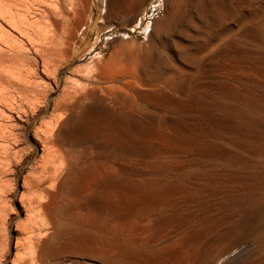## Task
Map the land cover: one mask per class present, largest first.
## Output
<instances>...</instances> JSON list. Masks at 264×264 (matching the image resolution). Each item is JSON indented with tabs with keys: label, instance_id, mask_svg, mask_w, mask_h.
<instances>
[{
	"label": "bare ground",
	"instance_id": "obj_1",
	"mask_svg": "<svg viewBox=\"0 0 264 264\" xmlns=\"http://www.w3.org/2000/svg\"><path fill=\"white\" fill-rule=\"evenodd\" d=\"M144 1L108 0L105 17L108 19L117 6L124 5L131 11L141 7ZM218 1L196 0L197 9L203 14ZM29 2L32 5L33 1ZM23 3V0H15V9H11L12 12L9 9L8 12L10 18L8 13L3 12L6 15H2L8 16L6 24L11 22L15 27L16 22L20 23L16 27H19L20 36V27L25 28L21 25L31 24L27 22L30 21L28 19L23 21L29 14L26 8L23 12L28 13L23 14L25 18L16 17L17 10L21 9ZM3 4L4 2L0 5L1 10L5 8ZM58 5L53 6V12L44 11L46 15L38 7V20L47 18L54 25L53 29L50 28L49 35L47 28L50 26H46L47 30H41V24L45 27L42 22L39 28L26 27L32 33V36L27 33L30 37L28 38L34 43H39V36L46 41L42 48L37 47L41 48L37 55L42 61L44 72L52 62L51 55L56 59L66 58L73 48L77 22L73 19L64 28L63 19L61 27L64 31L57 32L59 28L55 16L62 18L65 14L58 9L62 4L59 7ZM193 5L192 7L195 6ZM32 13L30 17L35 16ZM173 14L174 11H169L161 20H156L155 23L151 21V24L145 26L147 42H139L129 33L110 38L106 44L109 49L108 56L99 54L94 57L88 76L80 77V83L72 85L71 90L62 91L61 101L57 100L58 104H53L51 108L49 122L43 124V128L36 133L45 155L43 158L41 156L39 167L32 169V176L24 181L28 193L25 200L23 199L24 206H27L31 215L23 230L26 237L31 239V234L36 231L31 220L39 219L41 222L40 232L48 236L41 245L42 251L49 254L48 258L44 257L45 264H58L57 260H51L56 250L61 247H67L76 258L93 257L101 264H188L191 260V264H211L235 243L234 237L232 238L234 228L251 212L256 214V201L252 200L260 192L258 187L253 186L256 178L252 171L240 175L239 170L249 169L257 152L264 154V109L261 104V94L264 91V58L260 51L253 48L256 38L253 32L244 30L238 39H228L202 55H192L180 50L183 59L172 65L156 38L172 23ZM36 19L34 25L35 21L38 22ZM67 19L65 18L66 21ZM10 27L14 28L11 25ZM3 30L2 28L0 32ZM5 34L0 35L4 41L8 36ZM4 46L9 48V45ZM12 46L10 45L11 49ZM95 47L92 45L89 50H95ZM14 50L18 51L16 48ZM21 56L18 55L17 59ZM11 57L13 59V55ZM240 62L244 65L245 72L237 67ZM35 85L33 84L34 87ZM41 87L39 89H43L45 93L42 94L43 90L35 91V97L38 98L37 95L41 93L44 99L48 98L49 91L42 85ZM29 100L31 101L30 98ZM3 113L5 112L1 114L4 115ZM37 114H30L28 121H33ZM2 136L5 140V135ZM9 137L8 135V140L11 139ZM138 164L139 168H130L125 172L123 170L127 166ZM3 166L0 164V168ZM179 189L198 190L194 196L199 202L197 205L203 208L204 217L198 223L194 220L196 225L188 230L181 228L186 220L185 216L181 214L174 218L167 209L166 214L154 213V216L149 215L145 219L141 218L142 211H138L140 216H122L127 208L130 209L136 204L153 201L167 204L172 196L179 193ZM87 190L90 191L85 197L88 200L82 202V213L69 211L62 202V193L82 198ZM215 196L220 201L216 202L214 209L207 206L208 202L199 201L207 198L210 202ZM173 208L172 206L171 209ZM158 209L157 211H161ZM100 210L111 216L105 220L93 217V212ZM259 227L249 239L253 264H261L264 260V223ZM31 242L27 245L28 251L31 258H36L35 261L31 259L36 264L37 245L33 244V238ZM22 257L23 254L18 257L20 262L24 260ZM56 257L55 259L59 254ZM213 257L216 259L213 260ZM38 258L41 260L40 256ZM20 262L15 263L21 264Z\"/></svg>",
	"mask_w": 264,
	"mask_h": 264
},
{
	"label": "rangeland",
	"instance_id": "obj_2",
	"mask_svg": "<svg viewBox=\"0 0 264 264\" xmlns=\"http://www.w3.org/2000/svg\"><path fill=\"white\" fill-rule=\"evenodd\" d=\"M29 1L30 0H27V2H25V0H23L24 5L20 6V8H21L20 10H17L18 14H16V17L17 18H22V17L25 18L26 17L25 15H27L29 13L27 15L26 19H23V18L22 19H23V21H25V20L27 21V19H28L31 22L30 21H27V22L31 23V24L33 22V24L29 25V24H26V22H25V24L27 26L21 25L23 28L24 27L25 28L21 29V27H20V31L22 30V33L20 36V32L18 30L19 27H18V29L16 28L18 23H19V22H16L17 20L15 21L17 24V25H15V27H14V25L11 24V22H9L10 25L14 28H11L9 23L6 24L8 22V18H10V13H8V12L11 9H15V0L14 1L13 0H11V1L10 0L9 1L8 0H0V2H1L0 5L3 2H4V4L6 2H8L5 4L6 6L3 4V7L6 8V9L3 8V10H6V11H3L0 9V12L2 11L1 12L2 14L0 13V17L3 14L6 15L7 13H8L7 15L9 16V17L6 16V17H8V18H6V17H3L4 16L3 15L2 17L4 19L2 17L0 18V24H1L0 29L2 30V28H3L4 29L3 31L5 33H6V31H8V33H6V34L3 31L0 32V35H2V36H3V34L8 35L5 38V41L2 40L4 38L0 37V41H1L0 42V111H1V113L5 112V113H3L4 115H2L0 113V122H1L0 126L2 124V127L0 128L1 129L0 130V136H2V134H3V135H5V140L7 139L5 141L4 136H2L3 139L0 138V153H1L0 154V164H1V166L4 165L3 167L0 168V171H1L0 172V264H17L18 262H20L19 260H21V259H18V257H20L22 254H23L22 259H24V260L22 262H20L21 264L24 262H26L25 264H32V263L35 264V262H33V261L36 260V258H35L36 256H37L36 264H45L44 263L45 259L49 257V254L46 253L45 250L42 251V248H41L43 241L47 240L48 236H45L43 233L40 232L42 227L40 228L41 222L39 221V219L38 220H31L33 229L34 230L36 229V231L39 234V237H36V235H38V234H36V231H34L33 234H31L32 236L30 239V238L26 237L27 234H24L25 232L23 230V227L28 222V218L31 215L30 212L28 211L27 206H24V200L28 194L27 193V185L24 183V181L27 177L32 176L31 175L32 169L34 167H39V165L41 164L42 158L45 155L43 147L40 144V140H39L38 135L36 133L39 132L41 130V128H43V124H46L49 122L50 119L48 116L51 112V108H52L53 104L54 105L58 104V101L59 102L61 101L62 91L63 90H71L72 85L80 83L79 82L80 77H87L88 76V72H90L89 69H90L91 65L93 64L92 60H94V57H96L99 54H103L106 57L108 56L109 49H108L106 44L110 38H113L116 36H123L124 33H127V34L129 33V35L134 36L135 39H137L139 42H147V39L145 38V33H144L145 26L148 24H151V21L155 23L156 20H161L163 17H165V14H167V12L174 11V14H173L174 20H172V23H170L166 27L167 30L165 29L163 32L160 33L161 35L159 34V37L157 35V38H156L157 43L160 45V47L164 48V50H165L168 58L170 59L172 65H175L176 61L183 59V56L180 54V50H184V51H186L192 55H202L204 53H207L208 51L213 50L218 45L228 41V39L229 40L230 39H238L240 37V34L242 33V31H244V30H249V31L253 32V35L256 38V42H255L253 48L260 51L261 55L264 58V0H252V1L247 0V2H246V0H240L237 3H235V2L238 0H236V1L235 0H222L223 3L221 0H219L217 2V4H215L213 7H211V9L207 8L203 14H201V12L197 9L196 0H145L143 2V4L141 5V7H139L138 9H133L131 11H129L127 9V7H125L124 5L123 6L120 5V6L115 7L114 10L112 11V14L109 15L108 19H106V17H105L106 13L108 11V9L106 7L108 0H60V1L59 0L58 1H56V0H52V1L51 0H45V1L41 0L40 3H39V0H36V1L31 0L33 2L35 1L34 3L33 2L31 3L32 5H30ZM193 1H194V3H193ZM54 2H56L57 5L59 4L58 7L62 4L59 8L57 6L56 7L59 10H63L65 12V14H63L62 18H61V16H55V18L58 20V28L59 29L57 32L64 31L62 28L63 27L65 28L66 25L68 23H70L73 19L77 22V24L75 22L77 28L75 27V36H74V40H73L74 43H73V48L71 49L70 55L66 57L67 59L66 58H61V59L57 58L56 59L55 56L51 55L52 56L51 57L52 62H50L48 64L49 65L47 68L48 71L45 70V72H46L45 73L42 69V66H41L42 61L39 58V56L37 55V53H38L37 51H39L42 48L41 46L45 45L44 43L46 41L41 40V37L39 36V39H37V37H36L37 43L39 42L42 45L41 44L39 45V43L38 44L34 43L32 41V39L31 40L29 39L30 38L29 35L32 36V33L27 28H30L32 26L39 28V25L42 22L45 24L44 25L45 27H42V24H41L40 25L42 28L41 30H47L48 29V32H49L50 28L53 29L54 25L52 26L51 25L52 23L48 22L50 20H48L47 18L44 20H42L40 18L41 21L38 20L39 15L37 13H39L38 9L40 7L43 9V12L44 11L53 12V10H54L53 6L55 7V5H56ZM58 2H60V3H58ZM228 2H230V3H228ZM9 3H10V6H9ZM259 3H260V6H259ZM192 5L195 8L192 7ZM49 6H50V8H49ZM7 7H9V8H7ZM10 7H12V8H10ZM25 8L28 12V13L26 12V14L23 13L26 11V10H24ZM44 8L46 10H44ZM29 9L33 10V11L35 9H37V12H35L36 11L35 10L34 11L35 13L34 12L32 13V11H30ZM42 9H40V11H42ZM213 10H214V12H213ZM3 12H5L6 14ZM11 12H12V10H11ZM30 12L32 13V16H33V14H35V16L30 17L31 16ZM21 13H22V16H21ZM207 13L209 14V16ZM23 14H25V15H23ZM44 14H45V12H44ZM188 15H189V17H188ZM218 15H219V17H218ZM209 17H211V19H213V20H211ZM223 17L225 18L224 20H223ZM35 18H37L36 20H38V22L35 21V25L38 24L37 26L34 25ZM65 18L66 19L68 18L69 20L67 19V21H66ZM32 19H33V21H32ZM63 19L65 22H63ZM213 21H214V23H213ZM257 21H259V22L257 23ZM62 22L65 23L64 26H63ZM46 23H47V25H46ZM183 23H185V24L182 25ZM21 24H24V22ZM19 25H20V23H19ZM46 26L47 27L50 26V27L47 28ZM61 26H63V27H61ZM187 27H188V29H187ZM13 29L16 31H14ZM24 30H25V32H24ZM26 30H28L31 34ZM23 33H25V35ZM27 33L29 35H27ZM50 33L51 32L47 33V35H49ZM188 33H189V35H188ZM190 34H193L195 37L197 35L198 38L196 37V39H195V37H193ZM26 35H27V37H26ZM24 36H25V38H24ZM6 39L9 40L8 42L10 44L8 42H6ZM34 39H35V36L33 35V40ZM193 40H195V41H193ZM31 41L33 43H31ZM34 41L36 42V40H34ZM4 42H6L7 44H4ZM30 43L32 45L34 44L33 47ZM20 44H22V45H20ZM4 45H9V48H7L8 46H4ZM10 45H13L12 49H11ZM92 45H95L96 49L90 51L89 49L92 47ZM38 46L41 48L37 49ZM15 48L18 49V51L14 50ZM260 48L262 49V51ZM10 49L13 50V52H9V51H11ZM34 49H36V50H34ZM19 50H20V53H19ZM14 51H16V53ZM17 52L19 53L18 54L19 56L22 55L18 59H17V56H18ZM23 52H25V55H23ZM11 54L13 55V59L11 57L12 56ZM14 54L17 56H15ZM243 66L244 65L240 62V63H238L237 67L239 69L241 68L240 71L245 72V70L243 69L244 68ZM18 75H19V78H18ZM20 75L21 76L23 75L22 77L24 78V80L28 79V81L22 80V77ZM33 75H35V77ZM20 79H21V81H20ZM17 80H19V81L17 82ZM26 81H27V83H26ZM29 81H31V84ZM19 82L20 83L22 82V83L20 84ZM33 84L34 85L36 84L35 87L33 86ZM41 85L43 87H45V89L47 88L46 90L49 91L47 94L48 98H46V99H44V97L42 95L45 93L44 90L39 89L41 87ZM37 87H38V89H37ZM35 91H40V92L42 91V94L40 93L39 95H37V97L39 96L38 98L41 100H39L38 98L35 97ZM33 92H34V95H33ZM22 94H23V96H22ZM32 95H33V98H32ZM261 95H262V102H263V103L261 102V104H262L263 109H264V91L262 92ZM27 96H28V98H27ZM29 98L31 99V101L29 100ZM33 99H35V101ZM27 102H29V103H27ZM40 103H42V104H40ZM37 104H39V105H37ZM43 107H46L45 110L39 112V110L42 109ZM24 109H26L25 110L26 112L23 111ZM23 112H25V113H23ZM36 113H38V114L35 116L33 121L32 120L28 121V117H30L31 115H34ZM26 122H27V124L28 123L29 124L27 125ZM5 126H6V129L7 128H9L10 130L12 128L13 129L11 131L9 129H8V131H6ZM13 130L16 132H14ZM2 131H4L6 134H4ZM7 132L9 134H7ZM15 133H17V134H15ZM19 134H21V136ZM8 135L10 136L9 139L11 138L10 140H8ZM16 137L19 140H16L17 139ZM14 139H15V144H17V145L14 144ZM20 140H21V142H20ZM11 142H12V145H11ZM6 143H7V145H4ZM10 145H11V147L9 148ZM4 147H6V148H4ZM17 149H19V150H17ZM16 150L18 151L17 156H15ZM5 154H7L6 157H5ZM41 156H42V158H41ZM263 158H264V154L261 152H257L256 155L252 159L251 167L249 169L248 168H241L242 170L239 169L241 172L240 175H245V174H247L248 171H252L254 177L256 178L253 181V186L255 188L258 187L257 189H260V192L257 195L255 194L253 196L254 199H252L251 197L250 198L252 200L256 201L254 213L257 211L256 214H258V213H260V214H258V215L251 214V213H253V212H251L249 215H247L243 219V221L241 223H239L236 226L237 228L236 227L234 228L235 230H233L232 238L234 237L233 240L235 241V243L233 242L232 245L230 246V249L225 254H223L222 257H219L217 259V261H215L211 264H226V263L227 264H244V263L245 264H253L252 259L254 257L252 255V248L250 245L251 242L249 239H251L252 235L255 234L256 230L258 231L260 229L259 226H261L264 223V220H263L264 219V215H263L264 214V212H263L264 211V184H263L264 183V181H263L264 180V160H263ZM6 164H8L9 166ZM253 166H256V167H253ZM130 168H139V164L134 165V166H127L123 170L125 172L126 170H128ZM6 169H7V171H6ZM261 170H262V173H261ZM3 171H4V174H3ZM254 171H256V172L254 173ZM258 172H260V174ZM257 175H260V176H257ZM259 179H260V181H259ZM102 189H104V188H102ZM107 189H109V188H107ZM89 191L90 190H87L85 193H83L82 198H74L72 196H69L66 193H62L61 194L62 202L65 203V205L68 207L69 211H72L75 213H82L83 212V210H82L83 209V203L82 202L85 200L86 201L88 200V199H85V197ZM195 191H198V190L179 189L178 190L179 193L172 196L170 201L167 204L163 203V202L157 203V201H153L151 203L136 204V205L131 206L130 209L127 208L128 210L126 209L124 211V213L122 214V216H124L125 218H132L135 216H140L139 212H141V211H142V213L144 212L143 215L141 213V216H143L141 218H143V219H145L149 215L154 216L153 215L154 213L162 212V213L166 214L167 211L170 212L172 217H174V218L183 214V216H185L186 220L183 222V225L181 228L184 230H188L191 227L195 226L196 223H198V221L201 220L202 217H204L203 208L199 207L197 205L199 202H198V200H196V197L194 196V193H196ZM257 191H259V190H257ZM22 197H24V198H22ZM192 197H193V199H192ZM215 197L216 198L210 202L207 201V198L201 199L199 201L200 202L205 201L204 203L208 202L207 206L214 209L216 202L220 201L218 196H215ZM76 201L78 204H76ZM46 202H48V201H46ZM257 205L259 208L257 207ZM261 205H263V206H261ZM169 206L171 208L173 206L174 208L171 209V208H169ZM158 208H160L161 211H157V210H159ZM166 209H167V211H166ZM135 210H137V211L135 212ZM146 212L148 215L146 214ZM136 213H138V214H136ZM250 215H252V216H250ZM110 216H111L110 214H108L107 212L102 211V210L93 212V217L101 218L102 220L103 219L105 220ZM253 216H254V218H253ZM256 217H258V218L256 219ZM194 218H196V219H194ZM249 218H250V220H249ZM259 218H261V219H259ZM194 220H195V222L196 221L197 222L195 223ZM256 220H257V222H256ZM252 221H254L255 224ZM246 222H248V224H246ZM237 231L240 233V235H238ZM34 235H35V237H34ZM42 235H44V237H41ZM32 238H33V244L37 245L36 246L37 251H36V255L34 257L35 259L31 258L32 255H30V253L28 251L29 249L27 246L28 244H30ZM38 238H39V240H38ZM17 242L19 245L18 244L16 245ZM38 245H40V246H38ZM249 248H251V249H249ZM19 253H22V254L20 255ZM54 254H55V256H54L53 260H51V262H54L57 260L58 264H101V263L97 262L93 257L90 258L87 256V257H85V259H84V257L76 258V257L72 256L73 254H71V252L69 251V249H67V247H61V248L57 249ZM58 254H59L60 258L58 257ZM39 256H40L41 260L38 258ZM248 256H249V258H248ZM44 257H45V259H44ZM55 257L57 259H55ZM212 259L215 260L216 258L213 257ZM231 259H233V260H231ZM15 262H17V263H15ZM191 263H193V260H191V262H189L188 264H191ZM205 264H207V263H205ZM261 264H264V260Z\"/></svg>",
	"mask_w": 264,
	"mask_h": 264
}]
</instances>
